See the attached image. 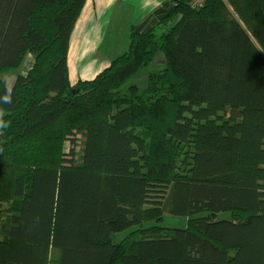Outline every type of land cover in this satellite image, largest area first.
<instances>
[{
    "label": "trees",
    "instance_id": "trees-1",
    "mask_svg": "<svg viewBox=\"0 0 264 264\" xmlns=\"http://www.w3.org/2000/svg\"><path fill=\"white\" fill-rule=\"evenodd\" d=\"M83 2L0 0V264H264V0H166L72 85Z\"/></svg>",
    "mask_w": 264,
    "mask_h": 264
},
{
    "label": "crops",
    "instance_id": "crops-1",
    "mask_svg": "<svg viewBox=\"0 0 264 264\" xmlns=\"http://www.w3.org/2000/svg\"><path fill=\"white\" fill-rule=\"evenodd\" d=\"M166 0H84L71 29L66 61L70 84L93 78L128 49L130 30ZM117 34L125 38L117 39ZM110 35L115 45L103 46ZM30 62L24 70L32 64ZM26 59V58H25Z\"/></svg>",
    "mask_w": 264,
    "mask_h": 264
},
{
    "label": "rangeland",
    "instance_id": "rangeland-1",
    "mask_svg": "<svg viewBox=\"0 0 264 264\" xmlns=\"http://www.w3.org/2000/svg\"><path fill=\"white\" fill-rule=\"evenodd\" d=\"M171 23H173V22H171ZM157 31H160V30L157 29ZM116 38L117 39H119V38L124 39L125 38V34H123V36H121L120 34H117ZM106 43H108V44L110 43L112 45H115L116 41H115L114 35H110L107 38V40L105 41V43L103 44V46L106 47L108 45ZM25 58L26 59H24V61L22 62L21 66H19L18 68L9 69L7 71H4L1 74V77L5 80L7 86L12 85L15 76L18 73H23L24 72L23 68H26L28 66V64L30 62V56L29 55L27 57L25 56ZM160 64H162V63H161V61L159 60V57H158V59L155 61L154 64H152V65L147 67L146 71H152V70L159 69V68L162 67ZM145 81H146L145 72H139L138 75H136L133 78L129 79L128 83H136L140 88H142V87L145 86ZM234 113L238 114L237 112H234ZM79 145L76 147L77 151H78ZM64 148H65L64 150L68 149V143L64 146ZM217 217L219 219H221V218L228 219L229 218V212L228 211L221 212V213H219L217 215ZM185 219H186L185 217H172V216L166 214L162 226H164L166 228H171L173 226H181V225H184ZM152 225H153V222H144V224H143V226H145V227H150ZM113 237H114L115 240H117L118 238L121 237V234H118V233L114 234Z\"/></svg>",
    "mask_w": 264,
    "mask_h": 264
},
{
    "label": "water",
    "instance_id": "water-1",
    "mask_svg": "<svg viewBox=\"0 0 264 264\" xmlns=\"http://www.w3.org/2000/svg\"><path fill=\"white\" fill-rule=\"evenodd\" d=\"M172 4L164 2L160 7L154 9L148 14L141 22H139L134 28L135 31L145 32L155 26L161 19L167 16L171 9Z\"/></svg>",
    "mask_w": 264,
    "mask_h": 264
},
{
    "label": "clouds",
    "instance_id": "clouds-1",
    "mask_svg": "<svg viewBox=\"0 0 264 264\" xmlns=\"http://www.w3.org/2000/svg\"><path fill=\"white\" fill-rule=\"evenodd\" d=\"M12 99H11V89L8 90V92L0 96V104H11ZM6 115L5 111L0 109V130L7 129L9 126V122L4 120V116Z\"/></svg>",
    "mask_w": 264,
    "mask_h": 264
},
{
    "label": "built area",
    "instance_id": "built-area-1",
    "mask_svg": "<svg viewBox=\"0 0 264 264\" xmlns=\"http://www.w3.org/2000/svg\"><path fill=\"white\" fill-rule=\"evenodd\" d=\"M200 4V0H193V5L196 6V5H199Z\"/></svg>",
    "mask_w": 264,
    "mask_h": 264
}]
</instances>
